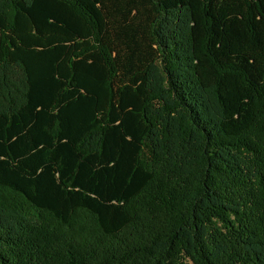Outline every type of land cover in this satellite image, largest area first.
Masks as SVG:
<instances>
[{"label":"trees","instance_id":"trees-1","mask_svg":"<svg viewBox=\"0 0 264 264\" xmlns=\"http://www.w3.org/2000/svg\"><path fill=\"white\" fill-rule=\"evenodd\" d=\"M0 264H264V0H0Z\"/></svg>","mask_w":264,"mask_h":264}]
</instances>
